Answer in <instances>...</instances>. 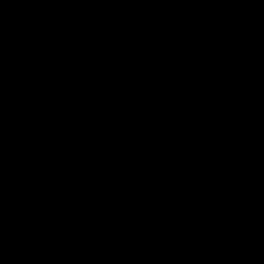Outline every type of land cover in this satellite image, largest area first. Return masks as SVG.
Returning a JSON list of instances; mask_svg holds the SVG:
<instances>
[{"label": "water", "instance_id": "1", "mask_svg": "<svg viewBox=\"0 0 264 264\" xmlns=\"http://www.w3.org/2000/svg\"><path fill=\"white\" fill-rule=\"evenodd\" d=\"M0 264H264V0H0Z\"/></svg>", "mask_w": 264, "mask_h": 264}]
</instances>
